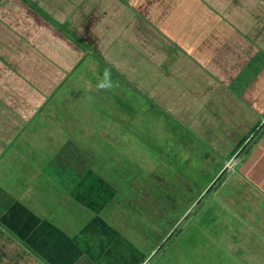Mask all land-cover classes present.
<instances>
[{
    "label": "crops",
    "instance_id": "1",
    "mask_svg": "<svg viewBox=\"0 0 264 264\" xmlns=\"http://www.w3.org/2000/svg\"><path fill=\"white\" fill-rule=\"evenodd\" d=\"M31 1L39 8L45 2ZM62 1L76 15L60 23L43 9L51 21L41 16L24 0H0V77L6 73L8 80L15 72L24 77L23 64L13 55L26 54L35 64L43 62L42 51L55 58L27 77L29 86L36 85L35 79L54 81L49 94L41 89L32 96H15L13 86L2 85L6 80L0 79V264H149L217 183L213 224L200 228L199 264H264V0H204L213 7L230 6V16L209 20L211 26L205 20L204 28L195 30L189 20L178 29L173 18L167 27V20L157 25L152 18L133 15L126 6L135 7L137 0ZM15 6L24 7L26 14H14ZM62 37L72 43L65 51ZM84 38L82 49L77 41ZM85 63L95 69L106 66L103 104L110 106L104 97L110 87L132 88L135 100L142 105L145 98L149 110L156 109L152 116L170 118L175 122L171 126L196 136L197 146H209H198L204 168L212 167V159L225 161L213 166L225 169L206 182L198 204L197 199L191 206L187 197H176L167 180L157 181L154 174L143 172L146 177L140 180L133 174L125 185L110 182L103 171L119 168L101 167L96 155L92 161L87 149L83 153L72 139L55 138L62 128L60 112L69 111L71 117L70 106L76 102L74 96L56 97V90ZM36 72L42 74L36 77ZM110 111L101 127L100 114L87 116L86 130L99 128L105 136L120 130ZM49 137L53 141L48 143ZM168 154L175 162L188 158V153ZM174 161L167 166L183 165ZM158 189L170 201L165 213L158 212ZM144 196L155 203L146 198L141 202ZM140 204L141 212L136 208ZM182 206L185 211L179 213ZM122 214L125 219H119ZM154 230L160 232L155 243L149 241Z\"/></svg>",
    "mask_w": 264,
    "mask_h": 264
},
{
    "label": "rangeland",
    "instance_id": "2",
    "mask_svg": "<svg viewBox=\"0 0 264 264\" xmlns=\"http://www.w3.org/2000/svg\"><path fill=\"white\" fill-rule=\"evenodd\" d=\"M40 3V8L52 15V17L57 19L60 23L66 22L68 18L76 15L74 13V10L72 9L71 12V9L66 7L64 5L65 2H63L62 0H57L55 2L53 0H45V2ZM129 6L130 7L126 6L127 11L132 12V14H135L137 17L152 18L153 20L158 21L157 25L161 24L162 22L164 23V21L167 20L165 24L167 27H169L172 21L171 19L173 18L176 21L175 25H177L178 29L182 28L183 24L187 20L192 21L191 26L195 30L199 29L198 27L204 28L205 20L207 21L206 26H211L216 18L217 20H219V18L222 19L230 16V6L225 7V4L223 3L222 5H220V7H213V5L210 6L209 3H205L204 0H137V3H134L133 5L135 7H132L131 5ZM14 12V14H16L17 16H23L26 14V12H24V7L15 6ZM102 12V9L99 10V14H102ZM212 18L214 19L212 20ZM209 20L212 21L211 24H208ZM222 24L223 28H225L227 27L228 23H225L223 19ZM76 33L77 35H81V28H77ZM65 36L67 37L68 35L65 34ZM175 36H177V33ZM66 37H62L63 43L67 40ZM85 41V38L83 40H78L77 42L80 45L77 44V46H81L82 49H84L85 45L82 42L85 43ZM43 45L44 44L42 42L41 46ZM65 46H72V43L67 42L62 44L61 49L64 50ZM45 50H49L48 46L47 48H45ZM42 54L44 56L42 60H44L42 62L39 58L41 62L37 64H35L32 61V58L26 54H20V56L13 55V58H15L17 62L19 61L23 64L22 70L24 77L21 76V72H15V74L11 73V76L8 77L7 80V77L5 76L6 73H2L3 76L0 77V79L6 80L2 83V85L13 86L10 89L13 90V94H15V96H22V94L23 96H32L34 92H37L38 90L41 91V89L42 94L51 93L54 90V81L45 79L44 81L42 80L41 83V81L36 82L35 79L34 83H36V85L34 86H32L31 84L29 86V82H27V77L35 72L31 71L33 70V68H37L38 65L39 68H41V65L45 62L55 61L54 57L51 59V54L48 55L46 53H43V51ZM81 57H83V55L79 54L78 59H81ZM26 67L31 68L30 71H27ZM103 68H106V66L102 65V67L95 69L90 67L87 63L82 64L78 69L75 68L74 70H72L69 76L66 77L67 80H65V82L58 88V90H56L57 92H59L58 94L56 92V97L74 96L73 101L76 102L72 103V106H70L71 108H73V111L70 114L71 117H69V111L60 112L59 121L61 122L62 128H60L61 132H56L57 134L55 138L61 137V140L64 138L72 139L75 142V146L84 151L83 153H86L87 151V153L91 155L89 159L93 161V155H96L98 157V162L101 163V167L103 164H105L107 167L116 166L117 168H119V172L109 169H107L105 172L103 171V173L107 175L110 182H116L118 183V185H125L127 180L129 179V176L134 174L133 176H135V178L137 177L140 180L142 177H146L143 173L145 172L147 174H154L157 181L163 180L162 182L164 183L167 180V182L170 184V188L172 186L173 193L176 192V197L183 196L187 197V199L194 197L197 198L200 195L202 189L205 188L207 184L206 182L211 180L212 176L216 175L220 171V169H225L222 167L220 168L213 166L224 165L225 161L219 159H216L214 161V159H212V167H207L209 169L204 168V163L201 162V159H203V157H200L201 152L199 151L198 146L202 148L201 150H205L207 148L210 149L209 146H207L205 142H200V144H198L197 146L196 136L194 134H190L188 131L182 128H177L175 126L177 128L176 129L171 126L173 123L175 125V122H173L170 118L166 119L162 117L164 118V120H162L160 116L158 117L159 119L152 116L153 111H155L156 109L152 107V110L150 111L149 108L151 104H149L145 98L142 101V105L139 100H135L136 93L132 88H126L125 86H120L119 88V86H117L115 88L121 91L119 94L114 87H110L107 92L109 93V95L104 94V97L108 99L110 106L103 104L102 81L103 78H107V76L105 75L107 73L105 70H103ZM39 73L42 74V72ZM81 73L87 76L89 82L87 80H85V82L79 80V74ZM41 74H38L36 72L34 75L38 77ZM44 74L49 75L50 72L46 71ZM91 82L92 84H90ZM37 83L40 86H37ZM10 89L6 90L9 91ZM77 94H80V97H78V99L76 98ZM81 101H85V103L87 101V106L86 104L81 105ZM76 104L78 105V107L76 106ZM68 105H70V103H68L67 106ZM109 108H111L112 111L109 112L111 115L110 117L111 119H116V121L120 125V130H116V132L114 134H110V136H105V134L100 133L99 128L95 129L94 133L89 129L86 130V128L88 127L86 125V117L88 116V118H90L91 114H94L95 117L100 114L101 121L98 122V125L99 127L104 126V124L108 121V119H106L105 117H107V111H109ZM35 121L39 120L36 118ZM50 127L51 126L48 125V128ZM87 131H90V133ZM68 133L72 135H68ZM106 134L109 135V133ZM108 137L111 138V141ZM49 140L48 143L53 141L52 137H49ZM46 141L47 139H45V141L43 142L44 145ZM167 152L176 154V156H186L188 153V158L180 159L175 162L173 158L172 160H170V154L167 155ZM206 153L209 154L210 151L208 152L207 150ZM171 161H174V163H176L177 165H179L178 163H181L183 165L170 168V166H167V164H170ZM232 164L233 162H229L227 164V168H231ZM135 167H137V169H135ZM139 168L142 170L141 173L138 170ZM184 185L187 188L186 192L184 191ZM217 186L218 183L214 185V188H216ZM214 188L208 194V196L204 197V199L196 208L195 213L191 214V216L186 220V223L182 227V229L181 227L179 228L181 230L175 233V236L173 235L172 238L167 241L164 247L158 252V254H156V256L150 261L149 264H199V257L201 258L203 254V244L201 243L203 232L200 228L206 227L208 229L210 228V225L213 224L211 223L210 217L211 212L214 210ZM158 192L159 193H157L158 198L156 200V204L159 207L157 205L156 206L158 208V212L162 211L161 213H165L166 204L169 205L170 201L169 198L166 199L165 195L164 197H161L162 193L160 192V189H158ZM154 193L155 192L152 190L151 195H153ZM127 196L130 195L128 194ZM145 198L149 203H155V201H153V199L149 196H144L141 202L145 203ZM129 200L130 198H127V201ZM154 206L155 205H153L152 207L154 208ZM136 208L141 212L144 206L143 204H140L139 206L136 205ZM185 208H183V206L178 208V212H184ZM194 208L195 207H193L192 210ZM169 213L170 211H168L166 215H168ZM119 217V219H125L126 216L122 214ZM140 221H142L143 223L145 221V216H141ZM143 225L146 226V224ZM161 226L163 227V225ZM159 236L160 232L158 233L156 232V230H154L150 233L149 241L155 243ZM138 245L140 246V242Z\"/></svg>",
    "mask_w": 264,
    "mask_h": 264
},
{
    "label": "trees",
    "instance_id": "3",
    "mask_svg": "<svg viewBox=\"0 0 264 264\" xmlns=\"http://www.w3.org/2000/svg\"><path fill=\"white\" fill-rule=\"evenodd\" d=\"M32 9H34L37 13H39L41 16H43V17H46L48 20H50L51 21V19L49 18V16L44 12V11H42V9L41 8H39L33 1H31V0H24ZM60 26V25H59ZM61 27H63L62 25H61ZM213 185L214 184H212L208 189H207V191H206V193H208V192H210L211 190H212V188H213ZM162 191H166V189H165V187H163V190ZM164 192H162V193H164ZM202 193V192H201ZM201 193H200V195H201ZM199 195V196H200ZM198 196V197H199ZM197 197V198H198ZM196 197H194V198H190V202L189 203H191V206L193 205V201H195L196 199H197ZM202 200V196H201V198H199V199H197V202H196V204H198L200 201ZM185 207V206H184ZM180 226V224L179 225H177L176 226V228L170 233V235L164 240V242H163V244L161 245V246H159V248L155 251V253H154V255L153 256H155L160 250H161V248L165 245V243L171 238V236L177 231V228Z\"/></svg>",
    "mask_w": 264,
    "mask_h": 264
},
{
    "label": "water",
    "instance_id": "4",
    "mask_svg": "<svg viewBox=\"0 0 264 264\" xmlns=\"http://www.w3.org/2000/svg\"><path fill=\"white\" fill-rule=\"evenodd\" d=\"M179 230H180V229H178L177 232H178ZM177 232H176V233H177ZM174 236H175V235H174Z\"/></svg>",
    "mask_w": 264,
    "mask_h": 264
}]
</instances>
